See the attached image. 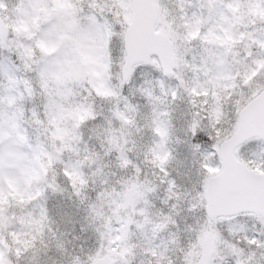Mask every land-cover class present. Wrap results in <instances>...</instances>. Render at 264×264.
<instances>
[{
  "label": "clouds",
  "instance_id": "9594fccd",
  "mask_svg": "<svg viewBox=\"0 0 264 264\" xmlns=\"http://www.w3.org/2000/svg\"><path fill=\"white\" fill-rule=\"evenodd\" d=\"M68 2L71 14L54 12L53 0H22L38 9L33 39L19 38L32 54L18 49V79L0 81V264H95L99 255L131 264L132 237L137 257L146 249L160 253L143 256L151 264H199L205 258L193 253L206 226L222 235L206 264H247L225 242L264 244V222L251 210L209 220L199 198L202 153L193 145L206 151L216 132L231 141L239 110L254 95L264 97V86L244 83L249 72L264 73L257 43L264 42V18L250 13V0H165L160 15L174 22L177 62L129 73L121 54L106 68L89 64L77 72L67 63L70 42L59 37L78 38L91 17L126 25L119 0ZM17 6L0 0V19L7 23ZM201 20L200 38L188 42L184 25L195 29ZM40 40L60 51L46 55ZM9 95L12 109L4 102ZM239 156L264 169V137L243 141ZM129 216L143 225L131 236ZM237 223L245 230L229 233Z\"/></svg>",
  "mask_w": 264,
  "mask_h": 264
},
{
  "label": "rangeland",
  "instance_id": "374dc122",
  "mask_svg": "<svg viewBox=\"0 0 264 264\" xmlns=\"http://www.w3.org/2000/svg\"><path fill=\"white\" fill-rule=\"evenodd\" d=\"M20 2L22 3V0H18V5L20 4ZM121 2L125 5V7H121V9L123 10V18H124L126 14H131V9L127 7L128 3H130V0H121ZM155 2L158 5L160 12H161V9L164 7L165 0H155ZM53 4L55 5L53 9L54 12L61 11L64 13L71 14L72 6L68 2V0H53ZM254 7H255V11L257 12L255 16L264 18V0H255ZM36 11H38V9L36 8L29 9V8H25L24 6L16 7L15 13L18 16L19 20L20 21L23 20L26 23L24 26V30L17 28L16 15L8 18V22L6 23V25L9 27L10 35L7 39L0 40V81L6 80L11 85V84H14L15 81L18 79L17 76L13 75V73L15 72V69L11 65L13 64L12 58L18 59V55H17L18 49L23 48L26 53H28L29 55L32 54V49L30 47L28 46L25 47V45L21 44V47L19 48L17 46L16 41L19 38V33H20V36H24L25 38L29 40L33 39L34 34H35L34 29L39 28V20L36 18V15H35ZM44 11H48L46 6L44 7ZM91 21H92L91 27L83 31L78 38L74 36H70V35H63L59 37V39L66 38L65 41L70 42V47L68 48L69 59L67 63L69 65L71 64L70 66L77 72L82 71L89 64H97L101 67L106 68L107 64L105 63V61H111L113 56H120L121 54H123L119 39H114V37L117 35L120 29V25L115 24L116 31H114L110 36H108L107 34L102 35L101 33H99L97 31V26L102 25L105 22L112 24L110 20L108 19L100 20L99 18L96 17V20L94 22L91 17ZM75 24H76V21L74 20L73 25L75 26ZM184 26L190 28L188 42H192L200 38V35H196V32L194 31V29L191 28L190 25L185 24ZM174 27H175L174 22L169 19L168 15H165L163 19L161 18V15H160V22L156 26V30L167 34L174 41L175 62H177V60L179 59L178 49H177V45L179 41L176 38L177 34L173 31ZM22 28H23V25H22ZM13 37H15V39H13ZM217 39H221V38H217ZM39 42L44 43L45 47L48 48V51L44 52L46 55H50L54 52L60 51V48L57 47L55 43H50L45 40H40ZM109 42H111L110 48H109ZM257 43L259 44V47L261 49H264V42L258 41ZM149 64L153 66H158L155 60H151ZM25 67H27V65H25ZM246 77L248 78V82L245 84L246 86L254 87V88L264 86V73H256V75L253 76L252 73L249 72L247 75H245L244 80ZM29 84L30 82L27 81L25 85L27 86ZM233 87H235V85H233ZM9 91H11V89H9ZM243 95L244 94L241 93L242 99L238 101V104L244 103ZM0 99H2V93H0ZM4 102L7 103L10 109L14 108L15 103H16L15 96L9 95L6 101ZM9 115L11 116V113H9ZM157 132H160V129H157ZM194 145H193V149H194ZM165 154L160 156L159 159H163L165 157ZM209 162L210 163L212 162V157L210 154H209ZM160 166L161 168H163V165H160ZM210 175H215V174L213 173ZM130 195L133 198L135 196V194H130ZM193 195H196V193L194 192ZM193 210L195 211V208ZM236 218L239 219V217H236ZM127 223L129 226L130 236H131L132 227H135L136 229H141L143 227V225L133 220L131 216L128 217ZM244 230H245V225L243 223H237L235 225H231L228 227V232L233 235H235L237 232H242ZM209 232L215 235V240H216L215 247H214V251H215L217 241L222 239V235L218 227L217 228H212L208 226L205 227V229L200 234L199 247L201 246L205 238L209 236ZM134 240H135V237H132V243L130 244V248L128 249L127 254H131L133 257L131 264H139L141 258L137 257L135 254L136 245L134 243ZM225 243L227 244V247L231 251L233 256L246 258L247 264H249L248 261H251L250 264H264V252L261 249L262 247H264V244H259V242L257 241L254 247L243 249V248H239V246H237L235 242H231V243L225 242ZM198 254L199 252H196V251H194L193 253L194 256H197ZM102 256L103 255H99L96 257V259Z\"/></svg>",
  "mask_w": 264,
  "mask_h": 264
},
{
  "label": "snow or ice",
  "instance_id": "6c2138e0",
  "mask_svg": "<svg viewBox=\"0 0 264 264\" xmlns=\"http://www.w3.org/2000/svg\"><path fill=\"white\" fill-rule=\"evenodd\" d=\"M118 7H125V5L119 0ZM128 8L134 9L136 4L134 2H130L127 5ZM101 13H103V7H101ZM117 15L119 13L117 12ZM95 22L96 17H92ZM124 24L126 27L121 26L117 35L114 39H119L121 44L122 52H125V56H129L132 52L133 41L132 35L134 32V19L131 14H126L123 18ZM97 31L99 33L111 35L114 31H116L114 24H109L105 22L102 25L97 26ZM37 47L40 48L42 52H47L48 48L45 47L44 43L37 42ZM111 47V42H109V48ZM151 51V49H149ZM126 72H131L129 64L127 63ZM248 82V78L246 77L244 83ZM253 97H256L255 95ZM257 101L260 103H264V97L251 99L249 101L248 107L254 106ZM247 108L241 109L238 112V119L235 124V131L232 134L231 140V150H226L225 145L229 143V141H222L219 139L220 133L216 132L215 141L209 145L206 151L202 150L201 145L195 144L194 150L200 151L202 153V164L201 168L204 173L207 175L203 179L201 190H200V198L203 200L207 198L208 202V211L210 215H214L213 208V199L215 195V189L217 184H232L239 183L246 185L255 191L258 192L259 196L264 199V169H261L259 166L252 168L239 156V146L240 144L248 139H251L253 136L264 137V128H261L257 131H248L242 133V128L244 126L245 114L247 112ZM215 116L217 120L219 119V110L217 109L215 112ZM191 130L193 136L197 135L196 124L193 123L191 125ZM209 154L212 157V162H209ZM168 159L165 156L161 159V165ZM216 174L215 176L210 174ZM241 211H249V208L246 206H238L234 209L236 214H239ZM262 222H264V210L258 213ZM251 245H255L257 241L252 239L249 241Z\"/></svg>",
  "mask_w": 264,
  "mask_h": 264
},
{
  "label": "water",
  "instance_id": "95a60500",
  "mask_svg": "<svg viewBox=\"0 0 264 264\" xmlns=\"http://www.w3.org/2000/svg\"><path fill=\"white\" fill-rule=\"evenodd\" d=\"M131 2L136 4V7L132 10L134 19L133 47L131 54L127 58L125 56L130 68L132 69L135 64L147 62L153 55L158 58L159 65L167 66L174 63L172 43L167 36L154 32V25L158 19V8L154 5L153 0H131ZM5 34L6 27L0 19V37L5 36ZM248 104L244 107L248 110L245 114L242 133L264 128V103L257 101L250 108ZM225 147L226 150L230 151L231 141ZM205 202L209 220L216 216L237 215L234 209L238 206H246L256 214L264 210V199L259 196L258 192L239 183L217 184L213 199L214 215L209 214L207 198H205ZM243 212L245 211L240 213ZM210 252L211 242L203 251V258L205 259H203L202 264H206V258ZM95 264H109V260L105 257L97 260Z\"/></svg>",
  "mask_w": 264,
  "mask_h": 264
},
{
  "label": "flooded vegetation",
  "instance_id": "af4514ba",
  "mask_svg": "<svg viewBox=\"0 0 264 264\" xmlns=\"http://www.w3.org/2000/svg\"><path fill=\"white\" fill-rule=\"evenodd\" d=\"M143 256H149L148 252L145 251V253L143 254ZM143 256H141V258H142L141 260H142V261H144V262L147 263V264H148V263H151V262L147 261L146 259H144ZM248 263L250 264L251 261H249Z\"/></svg>",
  "mask_w": 264,
  "mask_h": 264
}]
</instances>
